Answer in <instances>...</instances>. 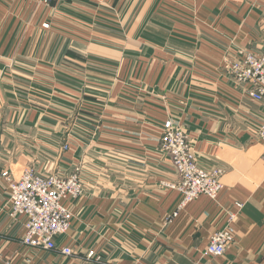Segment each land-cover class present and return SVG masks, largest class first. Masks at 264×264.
Instances as JSON below:
<instances>
[{
  "label": "crops",
  "instance_id": "1",
  "mask_svg": "<svg viewBox=\"0 0 264 264\" xmlns=\"http://www.w3.org/2000/svg\"><path fill=\"white\" fill-rule=\"evenodd\" d=\"M243 51L264 55V0H0V174L81 165L84 186L65 201L63 256L20 243L0 176V264H264V104L227 68ZM168 116L200 166L225 170L215 200L171 218L181 194L161 185L175 173L156 141ZM231 212L232 242L205 254Z\"/></svg>",
  "mask_w": 264,
  "mask_h": 264
},
{
  "label": "built area",
  "instance_id": "2",
  "mask_svg": "<svg viewBox=\"0 0 264 264\" xmlns=\"http://www.w3.org/2000/svg\"><path fill=\"white\" fill-rule=\"evenodd\" d=\"M52 0H43L49 3ZM44 27L48 24L44 23ZM232 79L237 84L247 86L248 96L264 104V55L243 51L227 63ZM257 138L264 143V120L257 128ZM157 143L169 158L175 173L172 181L161 182L165 189H173L181 194V199L169 217L177 215L200 195L215 200L223 188L221 167L204 168L198 164L189 136L179 121L168 116L162 125ZM63 150L68 144L62 145ZM264 157V154H263ZM78 167L66 175L58 171L39 172L33 166H25L18 176L4 170L0 176L8 193L10 215L22 217L23 233L20 243L29 249L57 251L63 256H72L74 250L69 245L58 246V236L67 233L71 227L73 214L65 201H74L83 194L84 186ZM240 206V205H238ZM168 217V218H169ZM236 213H228L225 225L215 230L209 238L205 254L221 256L234 237ZM87 259L95 258L93 251L86 254Z\"/></svg>",
  "mask_w": 264,
  "mask_h": 264
},
{
  "label": "rangeland",
  "instance_id": "3",
  "mask_svg": "<svg viewBox=\"0 0 264 264\" xmlns=\"http://www.w3.org/2000/svg\"><path fill=\"white\" fill-rule=\"evenodd\" d=\"M42 1H43V0H42ZM52 1H57V0H52ZM52 1H50V2H52ZM50 2H49V3H50ZM46 4H48V3H46ZM47 24H48V23H47ZM81 131H82V130H81ZM70 132H72V133H78V132H79V134H81L78 128H73V127H71V128L69 129V132H68L67 134H69ZM67 134H66V135H67ZM69 135H70V134H69ZM69 135H68V137H69ZM71 135H72V134H71ZM83 136H85V135L83 134ZM65 137H66V136H65ZM158 137H159V136H158ZM158 137H156V138H158ZM65 143L68 144V149H67V150H69L71 144L68 143L67 140L63 141L61 144L63 145V144H65ZM158 147H159V144H158ZM61 148H62V147H61ZM159 150H160V152L163 154V152L161 151L160 147H159ZM76 167H78L79 169H81V165H77V166L75 165V166H73V168L69 171V173L73 172V171L76 169ZM69 173H67V174H69ZM63 175H66V174L63 173ZM164 181H165V180L162 179L161 182H164Z\"/></svg>",
  "mask_w": 264,
  "mask_h": 264
}]
</instances>
